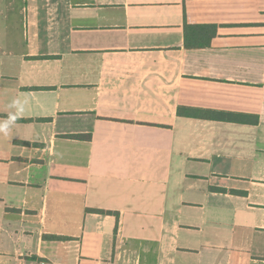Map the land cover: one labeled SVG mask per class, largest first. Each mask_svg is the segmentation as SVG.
<instances>
[{
  "label": "crops",
  "instance_id": "1",
  "mask_svg": "<svg viewBox=\"0 0 264 264\" xmlns=\"http://www.w3.org/2000/svg\"><path fill=\"white\" fill-rule=\"evenodd\" d=\"M14 99L0 264H264V0H0Z\"/></svg>",
  "mask_w": 264,
  "mask_h": 264
},
{
  "label": "trees",
  "instance_id": "2",
  "mask_svg": "<svg viewBox=\"0 0 264 264\" xmlns=\"http://www.w3.org/2000/svg\"><path fill=\"white\" fill-rule=\"evenodd\" d=\"M184 35L185 42L184 47L186 49H199L210 47L211 40L217 36L218 27L215 25H198L191 24L184 21ZM204 113H208L207 116ZM178 115L180 117H190V118H209L211 120H223V121H233L239 122V115L236 114H218L216 112H204L200 109L193 108H180L178 110ZM75 138H84V136H72Z\"/></svg>",
  "mask_w": 264,
  "mask_h": 264
},
{
  "label": "clouds",
  "instance_id": "3",
  "mask_svg": "<svg viewBox=\"0 0 264 264\" xmlns=\"http://www.w3.org/2000/svg\"><path fill=\"white\" fill-rule=\"evenodd\" d=\"M9 108L12 111L9 113L6 119H0V134H9L11 128L15 125V122L19 115L24 111V104L19 99H14Z\"/></svg>",
  "mask_w": 264,
  "mask_h": 264
},
{
  "label": "built area",
  "instance_id": "4",
  "mask_svg": "<svg viewBox=\"0 0 264 264\" xmlns=\"http://www.w3.org/2000/svg\"><path fill=\"white\" fill-rule=\"evenodd\" d=\"M39 264H50V263H48V262H46V261H43V262H41V263H39Z\"/></svg>",
  "mask_w": 264,
  "mask_h": 264
}]
</instances>
